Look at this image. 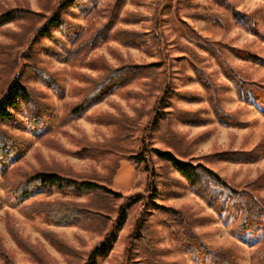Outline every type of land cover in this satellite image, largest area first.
I'll return each instance as SVG.
<instances>
[{
	"label": "rangeland",
	"instance_id": "374dc122",
	"mask_svg": "<svg viewBox=\"0 0 264 264\" xmlns=\"http://www.w3.org/2000/svg\"><path fill=\"white\" fill-rule=\"evenodd\" d=\"M61 1L0 0V15L30 12L0 27V97L16 77L32 93L17 123L3 126L21 153L0 156V264L87 260L125 198L145 192V167L128 156L142 151L146 127L164 97L165 115L148 136L150 147L200 163L232 188L264 200V108L242 99L235 84L239 77L264 88V0H79L60 11L64 22L51 29V37L39 36ZM222 2L229 7L221 8ZM212 49L225 54L238 76L225 74ZM238 49L262 61L241 58ZM118 70L121 77L105 84ZM96 88L103 98L75 113ZM41 118L44 123L36 127ZM153 161L159 174L154 204L181 211L188 225L173 226L175 234L160 224L163 215L151 220L154 231H141L128 263V236L142 213L135 205L98 264H199V244L228 252L239 264H258L251 254L264 245V233L240 237L238 219L220 211L210 190L192 187L155 155ZM4 171L9 187L50 171L96 179L122 197L104 211L109 219L59 224L48 220L43 207L90 206L93 197L52 190L18 203L4 187ZM150 236L152 254L141 242Z\"/></svg>",
	"mask_w": 264,
	"mask_h": 264
},
{
	"label": "trees",
	"instance_id": "16d2710c",
	"mask_svg": "<svg viewBox=\"0 0 264 264\" xmlns=\"http://www.w3.org/2000/svg\"><path fill=\"white\" fill-rule=\"evenodd\" d=\"M78 1L79 0H62L56 7L55 12L48 16L45 24L39 28V36L51 37V29L60 27L64 22L61 12L65 11L72 5L77 4ZM220 7L228 8V2H222ZM29 13L30 12L25 9H14L2 13L0 15V27L7 23L24 19L28 17L27 15ZM256 33L258 34L259 32ZM208 46L206 45L205 47ZM210 52L221 65L225 74L228 73L229 75L238 76V73L229 65L224 56L225 54L221 50L215 52L212 49ZM236 54L241 58H252L254 60L262 61L259 56L250 53L249 51L247 52V50L238 49ZM194 70L196 73L198 72L200 78L203 79L204 74L196 68H194ZM120 73L121 70L113 73V77L109 78L108 82L105 84L120 78ZM39 79L46 83L50 82L47 75L44 74H40ZM235 84L242 99L247 102L253 101L256 105L264 108V88L262 86L258 84H249V82L245 80H239V77H237ZM49 87L56 93V88L52 84H49ZM102 95V91L98 88H96L95 91H91L88 95L89 97L81 102L75 108L74 112L80 113L81 111H85L94 103L100 101L103 98ZM31 98L32 93L30 89L19 77H16L7 85L5 92L0 97V156L17 157L20 155L21 152L17 143L12 139L3 126L17 123V113L20 111L21 104L31 101ZM165 103V97L159 99L154 110L153 118L146 127L147 133L146 138L143 140L142 151L138 154L128 156L129 161H132L136 165H144L145 167L147 173V186L145 192L133 194L125 198L123 204L118 208L117 218L112 223L110 230L94 247L83 264H98L97 259L108 254L113 243L117 239L118 231L127 220L128 210L135 205H140L142 207V213L141 216L137 218L134 227L135 231L133 230L128 236V245L126 248V260L128 263L132 254L137 252L133 250V246L136 238L141 236V231L145 230L150 233L149 235L154 231L151 220L155 221L158 219V216L163 215L161 219L163 222L160 224L168 225L167 227L169 229L171 228V233L175 234H177L178 231L174 230L172 228L173 226L188 225V220L181 211L167 207H160L154 204V200L158 197L156 183L159 177L153 164L154 155L160 161L171 165L172 168H174L175 171L192 187L199 186L206 190H210V199L219 200L220 211L225 210L228 214L233 215L238 219L236 231L240 237L249 235L252 238H256L259 234L264 233V200L260 196L251 194L248 191H239L232 188L215 172L209 170L200 163L182 161L169 151L163 152L150 147L148 136L151 135L158 122L165 115ZM32 118L34 119V117ZM34 122L36 123V127H39L38 125L44 123L42 118L39 121ZM36 127L35 130H38ZM31 128H34V126H31ZM3 176L5 183L4 187L6 188L7 193L13 196L18 203H21L37 193H49L52 190L74 192L78 195L93 197L90 206L60 207L58 209L51 207L52 205L43 207L41 212L45 213L48 220L59 224H78L85 220H92L103 216L108 217L109 219V216H107L104 211L112 204V202L122 197L120 193L112 189L111 185L101 183L96 179H79L56 172L41 171L30 174L25 179L16 182L17 185L9 187V173L4 171ZM151 240L152 236L145 237L141 241L144 248H146L150 254L154 251L152 248L148 247ZM194 240H191L190 242H194ZM199 245H194L197 250H195L197 253L194 252V254H196V258L198 257L197 262L199 264H239L235 257L228 252L220 254L217 252L206 251L203 246ZM251 259L258 264H264V245L256 248V250L252 252Z\"/></svg>",
	"mask_w": 264,
	"mask_h": 264
}]
</instances>
